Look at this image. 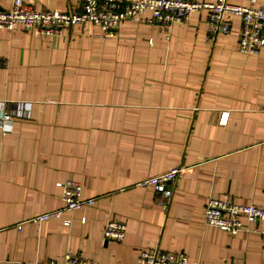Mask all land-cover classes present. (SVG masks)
I'll list each match as a JSON object with an SVG mask.
<instances>
[{
	"label": "crops",
	"instance_id": "crops-1",
	"mask_svg": "<svg viewBox=\"0 0 264 264\" xmlns=\"http://www.w3.org/2000/svg\"><path fill=\"white\" fill-rule=\"evenodd\" d=\"M10 6L0 0L1 10ZM205 19L201 11L170 26L125 21L109 35L90 21L61 36L0 29V116L22 113L0 124V264L66 252L139 264L143 248L200 264H264V235L228 234L202 216L208 196L264 207V47L242 54L237 19L212 37ZM173 166L182 171L163 207L139 182ZM67 179L94 202L17 227L61 207L57 183ZM109 220L125 222L123 239L103 240Z\"/></svg>",
	"mask_w": 264,
	"mask_h": 264
},
{
	"label": "built area",
	"instance_id": "built-area-1",
	"mask_svg": "<svg viewBox=\"0 0 264 264\" xmlns=\"http://www.w3.org/2000/svg\"><path fill=\"white\" fill-rule=\"evenodd\" d=\"M258 0H244L236 3L230 0H79V6L70 9H37L24 0H11L9 9H0V29L12 30L16 25L25 29H35L45 36H61L62 33L76 24L88 21L99 25L105 34L114 33L125 21L142 22L148 26H170L174 23L188 21L201 11L206 13L208 36L227 33L233 19L239 22L236 50L242 54L256 53L264 47V4L256 5ZM21 112L4 111L0 124H9L13 115ZM22 114V113H21ZM6 126V125H5ZM182 167L173 166L169 170L150 176L140 185H151L158 194L159 203L165 207L171 197L177 176ZM61 187V207L20 220L17 227L25 221H44L59 217L94 202L92 197L82 196V185L79 181L67 179L58 182ZM203 220L206 224L216 226L228 234L239 231L264 235V207L252 203H238L230 196H208L203 209ZM68 226L70 218L63 220ZM126 231V224L120 220H109L103 229L104 241L121 240ZM137 261L139 264H200L189 262L181 252H170L159 249L143 248ZM25 264H94L78 254L66 252L62 260L29 261ZM242 264V263H235Z\"/></svg>",
	"mask_w": 264,
	"mask_h": 264
}]
</instances>
